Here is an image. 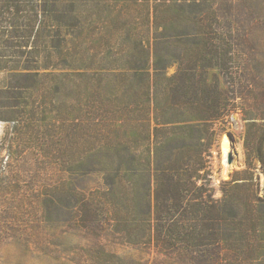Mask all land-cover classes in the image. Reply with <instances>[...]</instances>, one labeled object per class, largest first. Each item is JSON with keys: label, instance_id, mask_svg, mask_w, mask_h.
I'll return each mask as SVG.
<instances>
[{"label": "rangeland", "instance_id": "obj_1", "mask_svg": "<svg viewBox=\"0 0 264 264\" xmlns=\"http://www.w3.org/2000/svg\"><path fill=\"white\" fill-rule=\"evenodd\" d=\"M198 14L257 70L234 88L242 109L210 147L218 198L221 181L245 167L243 115H264V0H0V264H236L215 247L135 242L105 205L80 213L76 204L105 188L109 115H126L114 107L141 101L128 88L138 85L130 66L144 59L150 72L173 74L175 41ZM255 174L264 196V171Z\"/></svg>", "mask_w": 264, "mask_h": 264}, {"label": "trees", "instance_id": "obj_2", "mask_svg": "<svg viewBox=\"0 0 264 264\" xmlns=\"http://www.w3.org/2000/svg\"><path fill=\"white\" fill-rule=\"evenodd\" d=\"M215 31L203 16L189 18L186 37L175 41L178 65L169 76L164 65L147 70L144 59L130 66L127 76L138 85L128 88L141 101L114 107L112 114L126 115H109L105 188L90 202L76 204L80 213L105 205L135 242L166 250L215 247L225 259L250 264L264 260V196L255 174L256 168L264 171V115H243L245 167L222 180L221 196L214 197L211 144L228 114L242 109L234 88L246 87L257 71L246 70V57ZM165 62L171 64V56Z\"/></svg>", "mask_w": 264, "mask_h": 264}, {"label": "bare ground", "instance_id": "obj_3", "mask_svg": "<svg viewBox=\"0 0 264 264\" xmlns=\"http://www.w3.org/2000/svg\"><path fill=\"white\" fill-rule=\"evenodd\" d=\"M2 126V124H1V122H0V127ZM230 140L226 137V136H224V138H223V153L225 154V153H227V151H229V149H230ZM223 161H225V159H223ZM231 168V165L230 164H227L226 165V170L227 171H229V169ZM216 182V181H215Z\"/></svg>", "mask_w": 264, "mask_h": 264}, {"label": "water", "instance_id": "obj_4", "mask_svg": "<svg viewBox=\"0 0 264 264\" xmlns=\"http://www.w3.org/2000/svg\"><path fill=\"white\" fill-rule=\"evenodd\" d=\"M222 142V136H221V139H220V143ZM226 161L228 162V163H230L231 162V155L228 153L227 154V159H226Z\"/></svg>", "mask_w": 264, "mask_h": 264}]
</instances>
